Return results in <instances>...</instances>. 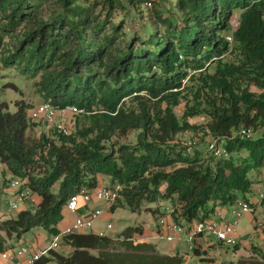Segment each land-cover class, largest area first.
<instances>
[{
	"label": "trees",
	"instance_id": "1",
	"mask_svg": "<svg viewBox=\"0 0 264 264\" xmlns=\"http://www.w3.org/2000/svg\"><path fill=\"white\" fill-rule=\"evenodd\" d=\"M148 1L153 28L114 20L120 9L136 18ZM169 1L175 19L157 0H0L2 62L34 79L44 100L86 110L73 115L70 134L54 128L56 136L37 138L28 133L32 104L20 99L11 111L0 100V164L41 197L34 209L0 219V254L35 226L60 233L70 196L94 189L101 174L119 187L112 208L170 200L171 218L188 227L240 196L249 201L251 171L264 167V129L251 138L238 131L264 128V0ZM200 113L207 115L201 126L190 121ZM199 128L203 138L227 140L230 156L188 152L180 134ZM134 129L135 142L114 140ZM142 231L138 224L117 235L63 233L32 264H185L183 255L141 239ZM225 262L264 264V247Z\"/></svg>",
	"mask_w": 264,
	"mask_h": 264
},
{
	"label": "built area",
	"instance_id": "2",
	"mask_svg": "<svg viewBox=\"0 0 264 264\" xmlns=\"http://www.w3.org/2000/svg\"><path fill=\"white\" fill-rule=\"evenodd\" d=\"M232 40V36H227ZM86 112L85 108L79 107L76 104H68L65 106H57L50 100H44L40 104L32 105L29 110V116L32 121H44L49 128H55L65 134H70L75 129L74 121L70 118L76 113ZM238 134L243 138H251L253 136L252 128L242 127ZM195 141L187 143V151L194 153L196 146ZM207 150L217 157H229L228 151L224 140L213 137L208 143ZM27 180L19 176H12L6 184H0V188L4 186L9 190L14 191L13 198L10 201L12 207L16 208L19 202L24 200L31 194V189L26 185ZM264 196V193H261ZM120 196L119 187H112L110 185L100 183L94 189L82 188L78 192L73 193L67 201L66 208L76 213L75 220L66 226L60 233L54 236L51 244L43 248H34L27 244H21L17 249H11L1 253L4 257H14L15 254H26L27 261L24 264H32L35 260L42 255L47 254L51 248L58 247L61 235L63 233L85 231L93 226L94 220L99 217L103 208L96 207L91 209L88 214H81L78 212L80 199L86 202L91 201L93 198L103 201L107 207L112 208ZM233 215V219H228L222 209L216 210L212 217L197 220L193 222L187 230L186 239L189 244V251H194L195 239L198 235L209 232L213 233L218 241L228 244H238L237 222L247 212H253L255 207L252 203L244 198H239L234 203L227 205ZM170 210H165L157 219L156 224L159 229L161 237L168 240L175 239L184 227V225L176 222L170 216ZM257 227H264L263 221H256ZM112 226L111 223L108 224ZM100 234H104L100 231ZM214 264H227L222 259H214Z\"/></svg>",
	"mask_w": 264,
	"mask_h": 264
},
{
	"label": "rangeland",
	"instance_id": "3",
	"mask_svg": "<svg viewBox=\"0 0 264 264\" xmlns=\"http://www.w3.org/2000/svg\"><path fill=\"white\" fill-rule=\"evenodd\" d=\"M159 3V6L164 10L166 15L172 16V18L175 19V14H173L172 9L170 7V1L169 0H157ZM143 12L138 13L136 18L130 17L128 14H126L125 9H120L115 14V21H119L121 18L124 17V19L127 21V24L133 26V28L136 31H141L144 27V21H147L148 27H154V25L149 21L150 16H155L153 12V8L155 7L154 1H148L143 6ZM239 15H235L233 18L232 27L230 29V32L227 34L232 36V40L228 39L232 42L234 40L233 31L236 30V28L239 25ZM160 28L163 30L164 26L161 24ZM24 99L25 101L31 103L33 106L40 104L44 101V98L37 90L36 85L34 84V79L27 78L23 73H21L17 67L15 66H6L1 58H0V100L6 101L8 103V108L11 111H14L18 108L17 100ZM194 101L191 100L190 104H193ZM184 103H181L180 105L176 106V112L178 115H182ZM30 110V109H29ZM72 121H75L74 116L70 117ZM190 121L201 126L204 125L207 121V115L205 113L197 114L190 118ZM33 125H31L28 129V133L30 135H33L37 138L43 133H45L47 136H56V132L54 128H49L48 125L44 121H33ZM252 128L253 136H257L264 128L261 126L260 129ZM138 130H131L129 134L125 137L120 138H114V140H118L119 142H135L136 136H137ZM203 128H199L197 130H186L183 131L180 134L181 140H184L185 143H188L189 141H195V146L200 151H203L205 155H211L209 152H207L208 143L213 138L210 134L204 136ZM226 141L224 140V144L226 145ZM245 149H243L241 152H244ZM246 153V152H245ZM244 153V154H245ZM243 154V155H244ZM240 153L234 152L235 157H239ZM0 165H4L1 163ZM251 176L256 180L254 184L255 190L250 191L247 193V196L249 198L257 197L258 199H261L262 195L261 193H264V167L260 170H252ZM108 183V180H106ZM53 190L55 192H59L60 190V181L55 183L53 186ZM23 201V200H22ZM162 204L164 205H171L170 200H161ZM21 204V202H20ZM149 204H152L153 206H156V202H151ZM227 209H229V206H225ZM165 209V208H164ZM17 210V208H16ZM146 207H142L139 211L133 212L131 208L127 204H120L116 206V213H114V221L116 224L117 217L122 218H130V221L128 224H136L131 217L133 216H146ZM257 216V220L254 218V216ZM229 218V217H228ZM256 221H263L264 222V207H261L260 205L257 206L256 210L254 212H247L242 217L238 219L237 222V232H238V247H235V245H228L223 244L219 247V253L217 258L222 259L225 261L232 260V259H239L242 255H248L249 257L250 252L253 248L258 247L259 249H263L264 247V227H256ZM156 225V221H155ZM120 226V228H119ZM117 227L115 226L112 229H107V232L115 234L116 232L121 231L124 226L120 224ZM94 228V224L90 229ZM119 228V229H118ZM49 239L52 238V234L49 233ZM253 254L256 253V251L252 252ZM250 254V255H249ZM202 255H199V253L195 252H188L185 254V263L187 264H214L213 262H210L207 258L201 259ZM206 257V256H205ZM216 259V258H215ZM49 264H56L55 261H49Z\"/></svg>",
	"mask_w": 264,
	"mask_h": 264
},
{
	"label": "crops",
	"instance_id": "4",
	"mask_svg": "<svg viewBox=\"0 0 264 264\" xmlns=\"http://www.w3.org/2000/svg\"><path fill=\"white\" fill-rule=\"evenodd\" d=\"M12 176L13 174L10 171H8L5 164L0 165V184H6L7 181ZM99 177H100V183H104L107 185L111 184V179L108 175L101 174ZM106 180H108V183L106 182ZM254 184H253V191L255 190ZM13 194L14 191L9 190L5 186L3 188H0V219L16 217L18 213L23 209H34L41 199V197L37 193L31 191V194L28 197H26L23 201H21V204L19 202V205L18 207H16L17 208L16 210V208L12 207L10 204V201L13 198ZM263 197L264 196H262L261 199H258L257 197H252V198L248 197L249 201L255 207V210L258 205L264 207V202L262 201ZM240 198H244V197L240 196ZM156 203H157L156 206L146 203L143 206L146 207L147 209L146 216L145 217L133 216L131 217V219H133L134 222H136V224H128V225L127 223H129L130 221V218L128 217L127 218L117 217L115 224L114 213H116V207L109 208L103 201L96 198H93L89 202L80 199L78 212L81 214L82 213L88 214L91 209H94L96 207L103 208L102 214L94 220V228L90 230L86 229L85 231H94L97 233L103 231L104 234L117 235L129 225L141 224L143 227L142 234L140 235L141 239L154 243L157 249L163 253H168V254L178 253L180 255L185 256V254L191 252L189 251V244L186 239L188 226L185 225L183 229L179 231V234H177L178 236L173 240H168L166 238L161 237V235L159 234V229L157 227V224L155 225V221L157 217L165 210H171V205L169 204L164 205L162 204L161 200ZM219 209H222L223 211L222 213H224L227 218L229 217L228 219L234 218L231 211L227 209L225 206L218 207L216 210ZM75 218H76V213L70 211L65 207L63 211V217L58 222L59 229L62 231L66 226L70 225L75 220ZM254 218L257 219V216L255 215ZM109 223L112 224L111 227L108 226ZM117 224L118 226L122 224L124 228H122L121 231L118 230V232H116L115 234L107 232V229H112L115 226L117 227ZM49 233L52 234L51 239H49L48 236ZM55 235L56 234L51 233L48 229L42 226H35L31 230L24 233L20 238L11 237L9 239V243L13 245V249H17L21 244H27L34 248H43L51 244ZM194 242H195V248L193 252L199 253V255H202V257H200L201 259L207 258L210 262H213L214 259L217 258L218 254H221L219 253L220 250L219 247L224 244L218 241V239L215 237L213 233H209V232H205L198 235ZM238 245L239 244L235 245V247H238ZM196 249H198V252H196ZM256 249L259 248L258 247L253 248L250 254H253L252 252L256 251ZM247 256L248 255H242L240 258ZM237 260L238 259L235 258L228 261H237ZM26 261H27L26 254H15L14 257H4L2 256V254H0V264H24L26 263Z\"/></svg>",
	"mask_w": 264,
	"mask_h": 264
}]
</instances>
